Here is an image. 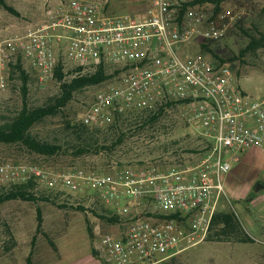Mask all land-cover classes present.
Segmentation results:
<instances>
[{
    "label": "built area",
    "instance_id": "1",
    "mask_svg": "<svg viewBox=\"0 0 264 264\" xmlns=\"http://www.w3.org/2000/svg\"><path fill=\"white\" fill-rule=\"evenodd\" d=\"M200 0H148L138 13H115L98 0L50 4L35 26L0 42V66L21 58L40 83L103 69L111 77L95 91L79 120L107 130L118 118L156 111L172 103L184 110L199 137L210 143L201 159L167 171L66 170L17 161L0 163V185L33 181L47 190L92 196L112 216L118 231L100 237L109 264H160L189 241L202 242L226 195L232 162L264 147V94L244 91L228 62L191 53L193 39L219 40L221 24L237 16L205 10ZM4 85V77H1ZM173 108V107H172ZM171 109H168V112Z\"/></svg>",
    "mask_w": 264,
    "mask_h": 264
},
{
    "label": "rangeland",
    "instance_id": "2",
    "mask_svg": "<svg viewBox=\"0 0 264 264\" xmlns=\"http://www.w3.org/2000/svg\"><path fill=\"white\" fill-rule=\"evenodd\" d=\"M5 1L14 11L0 5V42L38 24L50 4L68 0ZM98 1L110 6L115 13H138L148 2ZM204 5L213 17L228 10L236 14L237 19L235 23L225 21L226 25L221 24L224 33L219 40L193 39L189 51L215 58L202 47L203 43L209 44L231 65L244 91L252 95L264 94V41L261 45H253V38L258 40L264 33V0H222L219 6L212 2ZM216 7H219L218 13H215ZM11 65L8 70L0 66V80L2 76L5 80L4 85L0 81V122L14 116L25 102L23 82L18 73L12 74ZM24 69L29 72V107L41 106L57 94L59 82L40 83L30 68L24 66ZM94 91L93 86L79 90L57 115L36 124L31 132L42 140L65 141L67 122L79 121ZM205 142L186 120L184 110L175 106L154 126L129 132L126 139L111 150L76 155L74 149L66 147L48 156L33 152L18 142H0V163L24 162L40 165L51 172L73 165L111 173L127 167L167 171L199 161L206 150ZM257 183L262 188L257 189ZM224 185L226 195L219 212H234L254 242L214 241L208 236L197 244L185 241L177 253L160 264H264V147L248 149L240 155L239 161H233ZM36 189L45 187L37 185ZM58 204L21 199L0 204V264H27L31 251L32 264H109L107 255L100 249V237L107 232H117L118 222L101 217L107 213L102 203L92 196L70 193L60 195ZM79 205L85 209H78ZM38 210L42 214V231L33 245Z\"/></svg>",
    "mask_w": 264,
    "mask_h": 264
},
{
    "label": "trees",
    "instance_id": "3",
    "mask_svg": "<svg viewBox=\"0 0 264 264\" xmlns=\"http://www.w3.org/2000/svg\"><path fill=\"white\" fill-rule=\"evenodd\" d=\"M201 2H212L219 6L222 0H200ZM0 5L4 6L9 11H14L13 7L5 0H0ZM219 7L215 8V13H218ZM264 41V33L256 40L253 38V45H261ZM202 47L207 49L220 59L209 44H202ZM24 63L21 58H18L11 65L12 74H19L23 82V97L24 105L11 118L3 119L0 122V142L2 143H21L33 152L38 154L52 156L61 152L64 148L70 147L74 149L76 155H84L90 152H101L115 148L121 144L129 132L144 130L147 127H152L162 120L168 113V109H173L174 104L169 103L164 108L161 107L156 111L150 112H134L121 116L116 123L107 130L91 129L83 124L80 120L76 123L67 122L66 137L63 142H52L42 140L35 136L31 130L33 126L40 123L44 119L57 115L69 102L74 98V95L79 90L100 84L102 81L111 77L105 70L101 69L98 72L89 75H81L73 78L64 79V73L61 70L56 72L57 82H59V90L56 95L49 97L41 106L29 107L27 103L29 72L24 69ZM173 107V108H172ZM116 138V139H115ZM206 141V140H205ZM109 143V144H108ZM206 150L210 149V143L205 142ZM205 150V151H206ZM37 184L29 181L23 184H11L1 186L0 188V204L9 200H26V201H49L58 204L61 192H55L47 189H36ZM59 207H64L65 204H58ZM78 209L84 210L83 206H77ZM105 208V207H104ZM106 210V208H105ZM106 215L101 217L106 218L111 222H120L123 218L112 216L106 210ZM42 214L38 210V223L36 234L32 239V244H35L37 234L42 231ZM209 240L214 241H236L243 243L254 242V238L242 226L240 220L234 212L218 211L212 221L211 230L208 235ZM27 264H32V251L27 257Z\"/></svg>",
    "mask_w": 264,
    "mask_h": 264
},
{
    "label": "water",
    "instance_id": "4",
    "mask_svg": "<svg viewBox=\"0 0 264 264\" xmlns=\"http://www.w3.org/2000/svg\"><path fill=\"white\" fill-rule=\"evenodd\" d=\"M259 188H262V185L261 184H258L257 185V189H259Z\"/></svg>",
    "mask_w": 264,
    "mask_h": 264
},
{
    "label": "flooded vegetation",
    "instance_id": "5",
    "mask_svg": "<svg viewBox=\"0 0 264 264\" xmlns=\"http://www.w3.org/2000/svg\"><path fill=\"white\" fill-rule=\"evenodd\" d=\"M256 185H258V183Z\"/></svg>",
    "mask_w": 264,
    "mask_h": 264
}]
</instances>
